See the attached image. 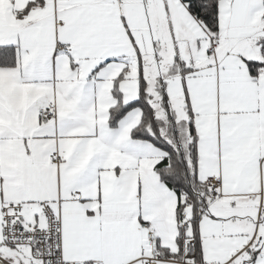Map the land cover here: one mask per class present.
<instances>
[{
	"label": "snow or ice",
	"instance_id": "snow-or-ice-1",
	"mask_svg": "<svg viewBox=\"0 0 264 264\" xmlns=\"http://www.w3.org/2000/svg\"><path fill=\"white\" fill-rule=\"evenodd\" d=\"M0 264H264V0H0Z\"/></svg>",
	"mask_w": 264,
	"mask_h": 264
}]
</instances>
